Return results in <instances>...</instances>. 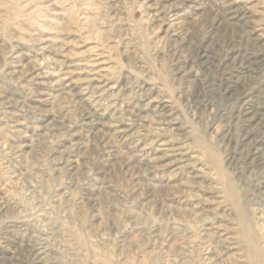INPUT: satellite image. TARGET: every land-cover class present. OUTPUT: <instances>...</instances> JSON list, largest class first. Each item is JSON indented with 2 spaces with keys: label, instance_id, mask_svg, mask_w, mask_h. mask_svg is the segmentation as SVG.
Wrapping results in <instances>:
<instances>
[{
  "label": "rangeland",
  "instance_id": "obj_1",
  "mask_svg": "<svg viewBox=\"0 0 264 264\" xmlns=\"http://www.w3.org/2000/svg\"><path fill=\"white\" fill-rule=\"evenodd\" d=\"M250 1L0 0V264H264V153L232 156L220 84L264 76Z\"/></svg>",
  "mask_w": 264,
  "mask_h": 264
},
{
  "label": "bare ground",
  "instance_id": "obj_2",
  "mask_svg": "<svg viewBox=\"0 0 264 264\" xmlns=\"http://www.w3.org/2000/svg\"><path fill=\"white\" fill-rule=\"evenodd\" d=\"M248 2H251L250 0H234V2H232L229 6L225 7L226 10H224L221 14L222 17H226L227 20H231V17H235L230 16L232 14H237V8L236 6L240 7V10H242L244 7H246V4ZM253 2V0H252ZM241 4H244L245 6H240ZM236 5V6H235ZM251 5V4H250ZM256 5V4H255ZM175 6V5H174ZM155 9H157V7H153ZM161 10V9H160ZM239 10V9H238ZM161 13H165L166 10L162 9ZM241 12V11H240ZM160 13V11H159ZM242 15V14H241ZM228 16H230L228 18ZM175 17V16H174ZM218 17H221L220 15H218ZM242 17V16H241ZM245 18V17H244ZM221 19V18H220ZM234 19V18H233ZM243 19V18H242ZM250 21V19H249ZM239 22V23H238ZM241 19L237 20L238 25L241 26ZM246 24V22H245ZM244 25V24H243ZM252 30H250V33L252 34ZM189 37V36H188ZM258 38V37H257ZM257 38H254L256 41L258 40ZM204 39V38H203ZM188 40V39H187ZM205 40V39H204ZM204 40L201 41L203 42ZM190 42L192 43L193 40L190 39ZM258 42V41H257ZM206 48V47H205ZM232 50L234 48H231ZM237 51V50H236ZM235 51V52H236ZM239 51V50H238ZM238 54V53H237ZM245 54V53H244ZM207 54L204 53L203 55H201L200 57L202 58V64L205 67V71H208L210 69L207 68V64H205V58H206ZM238 57V56H237ZM236 58V57H235ZM239 59V58H238ZM264 60V59H263ZM256 61L252 60V57L250 56H246V55H242L241 59L239 60V63L241 65L244 66H248L249 68H252L253 64ZM256 64V63H255ZM91 70V69H90ZM226 70V69H225ZM256 69H245L243 71V73L241 75H236V77H231L227 80V82H223L220 83L222 85L221 90L223 91V94L226 96V98L229 101H234L239 103L241 102L240 105V110H239V118L242 121L243 124V129L240 131L239 130V134L234 136L233 138H230L229 140V144H231L233 146V150L234 151V155H232L233 157H235V154H244L246 158L251 159L252 161L255 159H260V154L264 153V143L262 142V140H264V98L259 99V101L257 102V104L253 103L252 99H250V89L246 88V87H240L239 84L240 82H246V81H251L252 83H257L260 84V87H264V76H257L255 75L254 71ZM258 70V69H257ZM92 71V70H91ZM211 71V70H210ZM228 71V70H226ZM67 72V71H66ZM87 72V71H86ZM101 68L100 69H96L95 71L91 72L88 76L89 79L91 81H93L94 83H98L99 87H105L106 86V82L103 81L102 79V75H101ZM198 74V73H197ZM206 74V73H205ZM238 74V73H237ZM262 75L264 73H261ZM197 77L199 75H196ZM212 77V76H211ZM202 79V78H201ZM227 79V78H226ZM214 80V79H213ZM212 79H208V83H211V81H213ZM216 80V79H215ZM214 80V81H215ZM245 80V81H244ZM253 80V81H252ZM207 82V81H206ZM213 83V82H212ZM216 83H214L215 85ZM244 85V83H243ZM216 86V85H215ZM109 87V86H108ZM213 87V85H212ZM258 89V88H257ZM262 90V88H261ZM259 90L258 93L261 91ZM215 94V93H214ZM149 98V97H148ZM151 103L154 104V102H157L155 100H151ZM150 104V103H149ZM161 106L162 108L167 107V103H165L164 101H158V104ZM155 108V107H154ZM214 108V107H213ZM161 113V112H160ZM241 127V126H240ZM228 136V135H227ZM238 160V159H237ZM263 160V159H262ZM250 161V160H249ZM231 162V161H230ZM253 163V162H252ZM241 164V162H240ZM250 164V163H249ZM234 165V164H233ZM238 167V166H237ZM236 168V167H235ZM242 173V172H241ZM264 187V186H263ZM262 187V188H263ZM30 249V248H28ZM33 252V251H32ZM35 254V253H34ZM29 256V255H28Z\"/></svg>",
  "mask_w": 264,
  "mask_h": 264
}]
</instances>
